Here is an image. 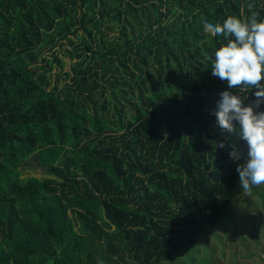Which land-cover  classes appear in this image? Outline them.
Segmentation results:
<instances>
[{
	"label": "trees",
	"instance_id": "16d2710c",
	"mask_svg": "<svg viewBox=\"0 0 264 264\" xmlns=\"http://www.w3.org/2000/svg\"><path fill=\"white\" fill-rule=\"evenodd\" d=\"M249 3L264 19V0H0V264H164L184 249L193 264L219 226L264 238V220L240 223L239 204L264 207L239 185L246 142L213 114L219 93L247 105L257 89L211 75L226 41L202 23ZM60 56L75 61L64 75ZM33 167L47 178H20Z\"/></svg>",
	"mask_w": 264,
	"mask_h": 264
},
{
	"label": "clouds",
	"instance_id": "9594fccd",
	"mask_svg": "<svg viewBox=\"0 0 264 264\" xmlns=\"http://www.w3.org/2000/svg\"><path fill=\"white\" fill-rule=\"evenodd\" d=\"M250 15L245 19L228 16L222 23L202 18L203 31L211 36H222L226 41L214 52L211 75L226 82L229 89L240 86L257 89L255 101L247 105L241 96L233 91L219 93L216 124L222 132L236 136L246 142L248 159L238 164L239 185L244 191L264 185V112H254L264 104V19L251 11L255 5H247ZM233 122H236L234 124ZM238 124V127L236 126ZM218 147L223 149L224 142ZM230 158L238 161L239 150L230 144Z\"/></svg>",
	"mask_w": 264,
	"mask_h": 264
},
{
	"label": "rangeland",
	"instance_id": "374dc122",
	"mask_svg": "<svg viewBox=\"0 0 264 264\" xmlns=\"http://www.w3.org/2000/svg\"><path fill=\"white\" fill-rule=\"evenodd\" d=\"M109 38H116L119 36V27L115 26L112 31L107 33ZM68 50L69 47L65 46ZM60 54H63L62 52ZM64 63V68L61 71V75H64L66 72L70 71L71 65L75 62L68 58V56H60ZM66 82H61V85ZM20 178L27 180L30 178H36L38 180L46 179L41 175L39 170H36L35 167L29 168L26 171L20 172ZM54 178V177H51ZM253 193V194H252ZM249 191L245 195V197H249L250 200H256L259 202V197L261 194L264 195V185L254 186L253 191ZM256 197V198H255ZM254 206V205H253ZM252 205L248 204H239L238 209L241 215L240 223L244 224L246 227H251L250 220L254 219L256 223L259 220H264V207L262 204H258L253 208ZM263 207V208H261ZM253 209H260L261 215L259 216ZM234 213V211L232 212ZM249 218V219H247ZM222 226H219L215 229H212L207 235L202 237L193 247L192 251L189 253L193 259V264H197L199 262L206 263L204 259L213 260L214 264H264V252H261V249H264V238L258 236V243L253 242L249 235L246 233H241L243 231L242 227H237L235 229V235L232 234L233 229H227V231H231L228 236L224 234L225 228L223 230H219ZM242 236L244 241H239L238 238ZM234 237V238H233ZM252 254V257L248 259L245 257L246 254ZM186 255L185 249L180 251L179 253H175L170 260L165 262L164 264H188L184 263L183 258ZM209 264V263H206Z\"/></svg>",
	"mask_w": 264,
	"mask_h": 264
}]
</instances>
